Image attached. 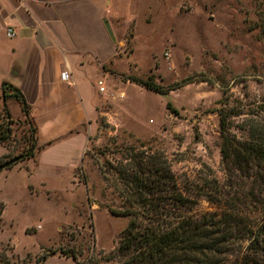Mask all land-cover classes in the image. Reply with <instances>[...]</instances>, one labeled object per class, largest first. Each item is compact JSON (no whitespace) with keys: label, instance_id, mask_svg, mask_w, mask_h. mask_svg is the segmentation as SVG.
Wrapping results in <instances>:
<instances>
[{"label":"rangeland","instance_id":"1","mask_svg":"<svg viewBox=\"0 0 264 264\" xmlns=\"http://www.w3.org/2000/svg\"><path fill=\"white\" fill-rule=\"evenodd\" d=\"M104 19L119 54L82 161L37 170L26 158L0 171V264H116L132 218L123 213L143 212L137 187H177L195 217L236 209L252 231L262 219L259 167L223 158L217 110L234 113L232 142L264 137V0H110ZM132 77L176 88L161 94ZM6 103L15 124L0 163L28 136L20 103ZM245 258L264 264L248 238L221 264Z\"/></svg>","mask_w":264,"mask_h":264},{"label":"crops","instance_id":"2","mask_svg":"<svg viewBox=\"0 0 264 264\" xmlns=\"http://www.w3.org/2000/svg\"><path fill=\"white\" fill-rule=\"evenodd\" d=\"M109 5L110 0H0V79L18 87L30 104L43 146L37 170L83 159L103 112L97 80L108 78L119 54L103 22Z\"/></svg>","mask_w":264,"mask_h":264},{"label":"trees","instance_id":"3","mask_svg":"<svg viewBox=\"0 0 264 264\" xmlns=\"http://www.w3.org/2000/svg\"><path fill=\"white\" fill-rule=\"evenodd\" d=\"M130 79L161 94L176 88L164 91L150 77ZM9 98L20 103L21 116L28 123L27 139L24 138L15 155H20L19 160L32 158L36 161L37 153L43 146L38 143L37 127L31 115L30 104L18 87L6 81L1 85L0 144H7L14 134L15 119L9 113L6 103ZM166 107L176 112L170 102L166 103ZM217 113L223 158L237 164L254 161L259 167L256 171L257 178L264 185V137L253 136L251 139L232 142L227 131L230 129L228 118L234 113H227L222 108ZM22 147L24 150H21ZM256 188L258 196H263L258 203L262 204L264 212V187ZM136 192L139 193L135 195V200L142 204L140 206L143 212L137 210V213H123L132 218L121 232L118 245L112 253V257L117 259L116 264H221L222 256L229 251L230 244L245 238H248L254 251L264 252V213L261 221L257 222L255 231H252V219L236 209H224L220 214L200 217L188 214L186 210L189 200L182 196L177 187H137ZM156 198L159 202H155ZM166 204L172 207L166 210ZM146 214L150 216L145 222L141 217ZM60 252L64 255L69 253L63 250ZM71 254L76 260L75 254ZM241 264L250 262L245 258Z\"/></svg>","mask_w":264,"mask_h":264},{"label":"water","instance_id":"4","mask_svg":"<svg viewBox=\"0 0 264 264\" xmlns=\"http://www.w3.org/2000/svg\"><path fill=\"white\" fill-rule=\"evenodd\" d=\"M103 22H104V25H105V27H106V29H107V31H108L110 37L114 40L115 38H114V36H113V33H112V31H111V28H110V26H109L108 21H107L106 19H104ZM19 159H20V155H15V156H13V157H10V158L7 159L6 161L0 163V171H1L3 168L8 167V166H10L11 164L17 162Z\"/></svg>","mask_w":264,"mask_h":264},{"label":"built area","instance_id":"5","mask_svg":"<svg viewBox=\"0 0 264 264\" xmlns=\"http://www.w3.org/2000/svg\"><path fill=\"white\" fill-rule=\"evenodd\" d=\"M13 33H12V30L11 29H8L7 30V35H12ZM61 77L63 78V79H68L69 78V73L67 72V71H63L62 73H61ZM105 78L103 77V78H99L98 80H97V85H98V90L100 91V92H104L105 91Z\"/></svg>","mask_w":264,"mask_h":264}]
</instances>
